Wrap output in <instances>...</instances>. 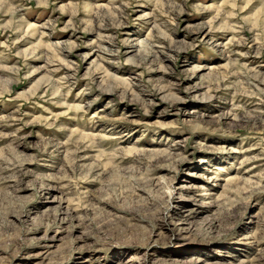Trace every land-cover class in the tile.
<instances>
[{"label": "rangeland", "instance_id": "obj_1", "mask_svg": "<svg viewBox=\"0 0 264 264\" xmlns=\"http://www.w3.org/2000/svg\"><path fill=\"white\" fill-rule=\"evenodd\" d=\"M0 264H264V0H0Z\"/></svg>", "mask_w": 264, "mask_h": 264}, {"label": "bare ground", "instance_id": "obj_2", "mask_svg": "<svg viewBox=\"0 0 264 264\" xmlns=\"http://www.w3.org/2000/svg\"><path fill=\"white\" fill-rule=\"evenodd\" d=\"M198 261H199V259H198Z\"/></svg>", "mask_w": 264, "mask_h": 264}]
</instances>
